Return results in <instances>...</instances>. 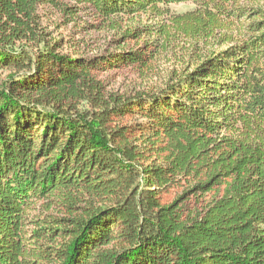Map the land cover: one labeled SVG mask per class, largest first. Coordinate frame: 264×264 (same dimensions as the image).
<instances>
[{"label": "trees", "instance_id": "trees-1", "mask_svg": "<svg viewBox=\"0 0 264 264\" xmlns=\"http://www.w3.org/2000/svg\"><path fill=\"white\" fill-rule=\"evenodd\" d=\"M239 2L0 0V264H264V19L160 88L121 92L104 75L149 68L146 28L83 55L39 12L145 13L189 34L245 15Z\"/></svg>", "mask_w": 264, "mask_h": 264}, {"label": "rangeland", "instance_id": "rangeland-1", "mask_svg": "<svg viewBox=\"0 0 264 264\" xmlns=\"http://www.w3.org/2000/svg\"><path fill=\"white\" fill-rule=\"evenodd\" d=\"M237 6L245 8L246 14L224 15L218 24L206 28L197 25L189 34L173 29L170 17L145 13L121 15L102 24L87 10L80 12L72 21L48 4L40 6L39 12L51 36L64 40V52L83 55L130 47L133 43L124 34L140 27L146 28L144 35L147 41L158 45L157 55L149 68L138 72L124 66L104 75L110 81L111 90L130 92L158 89L174 72L193 62L200 54L223 49L248 38L252 33L251 21L264 19V0H240ZM194 8L195 4L189 1L173 5L171 10L183 13ZM159 28L163 29L158 31ZM153 30L157 32L156 35ZM149 31L152 32L148 34Z\"/></svg>", "mask_w": 264, "mask_h": 264}]
</instances>
